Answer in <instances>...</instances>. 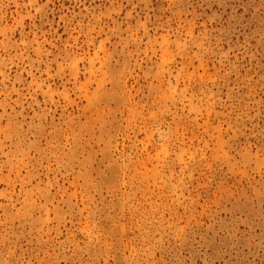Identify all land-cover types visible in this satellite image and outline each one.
Here are the masks:
<instances>
[{"label": "rangeland", "instance_id": "1", "mask_svg": "<svg viewBox=\"0 0 264 264\" xmlns=\"http://www.w3.org/2000/svg\"><path fill=\"white\" fill-rule=\"evenodd\" d=\"M0 264H264V0H0Z\"/></svg>", "mask_w": 264, "mask_h": 264}]
</instances>
